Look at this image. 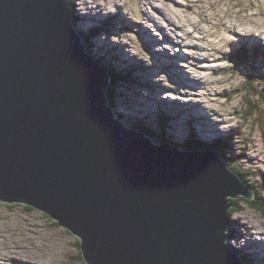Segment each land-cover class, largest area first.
<instances>
[{
    "label": "water",
    "instance_id": "obj_1",
    "mask_svg": "<svg viewBox=\"0 0 264 264\" xmlns=\"http://www.w3.org/2000/svg\"><path fill=\"white\" fill-rule=\"evenodd\" d=\"M68 8L0 0V202L45 213L85 264H237L229 201L251 192L212 152H172L111 123L107 72Z\"/></svg>",
    "mask_w": 264,
    "mask_h": 264
},
{
    "label": "rangeland",
    "instance_id": "obj_2",
    "mask_svg": "<svg viewBox=\"0 0 264 264\" xmlns=\"http://www.w3.org/2000/svg\"><path fill=\"white\" fill-rule=\"evenodd\" d=\"M68 11L70 27L80 37V43H83V31L91 33L93 58L107 75L111 71L107 58L114 55L115 69L122 71L137 66L139 70L143 68L142 74L149 67L154 69L156 75H152L161 85L166 84L165 79L170 82V77L177 82L171 84L174 89L164 90L155 80L150 83L148 76L147 86L141 85L127 99L124 94L114 104L105 95V107L112 117L118 112L117 119L126 123L127 119L139 121L152 110H173L180 101L200 106L207 114L218 117L211 120L212 126L206 121L205 136L223 134L220 127L233 131L230 140L233 159L243 164L240 169L253 170L247 179L255 186L260 185L264 197V79L257 86L251 85L252 89L247 88L230 58L237 46L248 41L256 43L251 38L253 35L264 41L261 34L264 33V0H69ZM112 11L114 16L121 12V16L113 17ZM196 23L198 27H194ZM126 32L133 33L118 36ZM167 39L171 42L166 43ZM174 53L180 55L171 58ZM167 63L172 64V69ZM250 64L253 66L252 59ZM260 69L264 70L262 64L255 65V74ZM249 107L252 112L246 116ZM179 110L182 115L177 111L173 115L178 116L175 120L180 125L175 130L166 129L167 136L181 133L188 125L199 132L205 117L197 109ZM189 119L188 123L183 122ZM235 164L233 168L239 171ZM243 198L241 206L245 210H232L230 222L235 232L228 242L240 253L244 252L242 239L243 248L252 246L253 236L262 235L264 239V217L250 210L251 204L246 201L251 200ZM243 224L247 229L241 227ZM249 230L253 236L244 235ZM77 243L73 235L45 213L19 203L0 202V264H82Z\"/></svg>",
    "mask_w": 264,
    "mask_h": 264
},
{
    "label": "trees",
    "instance_id": "obj_3",
    "mask_svg": "<svg viewBox=\"0 0 264 264\" xmlns=\"http://www.w3.org/2000/svg\"><path fill=\"white\" fill-rule=\"evenodd\" d=\"M86 53L92 56V54H91V47H90V45L87 46V44H86ZM236 58H237L236 60L242 62V64H247L248 61L251 62V59H252V57H250L249 55H246L245 52H239L237 54ZM109 72H110L111 77H112V79L110 80L111 81V86H110L111 88L109 89V91L108 90L105 91V95H107V97H109V100L111 102L114 99V89H115V85H117L116 84L117 83L116 80H118V79H120V80H126V79H130V78L129 77L124 78L118 72L117 73H115L113 71H109ZM245 72L248 75L247 76H243L242 77V81H243V78H244V82H246L245 85H246L247 88H251L252 89L251 85L257 86V83L258 82H261L264 79V76L258 74L257 77H256L257 80H255L254 78H252V75L250 74V71L249 70H246ZM108 94H109V96H108ZM109 105H110V103H109ZM249 112H252L251 107H249V110H247L246 116H248ZM115 115L118 118V116L120 115V113L115 112ZM238 116L239 115H236L235 117H238ZM121 117H123V116L121 115L120 118ZM245 119H246V117H245ZM136 122H138L136 119H132V120L131 119H127V121H126V123H136ZM142 129L144 131L148 132L147 129H145V128H142ZM191 144H193L192 143V140H190V142L187 141V146H186V149L187 150H195V149L207 148L205 146L203 147L202 145H200L198 143H196V144L194 143L193 145H191ZM216 149L219 152L222 153V151H223L222 150L223 149V145H221V144L217 145L216 146ZM223 157H224V161L227 164L229 162L228 165H231L230 163H231L232 160L229 157L225 156V155H223ZM235 165L237 166V168L239 169V171H236L234 169H233V171L235 172L236 175H238L240 177V179L245 183V185L253 193V198L250 199L251 201H248L246 199L247 200L246 202L247 203L249 202V204H251V206H250L251 209L250 210H252L256 214L259 213L261 216L264 217V197L262 196L261 189L258 188V186H260V185H258V186L256 185L255 186L251 180L247 179V178H249L250 174L253 175V173H252L253 170L250 171V172L247 171V170H241L240 167L243 168V166H242L243 164H241L239 161H237ZM262 187H264V177L262 178ZM244 201H245L244 198L241 197V196L236 197V198H233V199H231L229 201V210H228V213H230V216H232L234 214V211H232V210H236V211H239V210L241 211V209L242 210H245V207L244 206L243 207L241 206V204ZM25 208L30 209L29 207H25ZM234 232H235V229L233 227V222H232L230 230L226 231L227 237L228 238H232V235H234ZM76 246L79 249V243H77ZM231 251H232V253H234L236 255V252H237L236 250H233V248H231ZM241 258L243 259L242 261L244 262V264H252L251 260L248 259L247 257H241ZM244 258L245 259H248V260H244ZM82 264H85V263H82Z\"/></svg>",
    "mask_w": 264,
    "mask_h": 264
},
{
    "label": "bare ground",
    "instance_id": "obj_4",
    "mask_svg": "<svg viewBox=\"0 0 264 264\" xmlns=\"http://www.w3.org/2000/svg\"><path fill=\"white\" fill-rule=\"evenodd\" d=\"M260 1V0H259ZM261 23V22H260ZM198 23H196L195 25H194V27L195 26H197L198 27ZM168 40V39H167ZM234 50V49H233ZM223 57V56H222ZM224 58V57H223ZM166 65H169V68H171L172 69V64L171 63H167ZM262 71V73L264 74V70H261ZM261 73V74H262ZM192 94V93H191ZM173 104H175V100L173 101ZM204 104H209V103H207V102H204ZM187 107H195V108H197V111L199 112V114L200 115H202V116H204L205 118H206V121H209L211 124V126L212 125H214L212 122H211V120L215 117V115H213V114H207L206 113V111L205 110H203V109H201V107L200 106H198V105H191L190 103H185V102H183V101H180V103H178L177 104V106L175 105L174 107H173V110H166L165 112L168 114V115H170V114H172L176 109H179V108H187ZM209 112V111H208ZM115 118L117 119V117H116V115H115ZM121 125V124H120ZM122 127H124V129H125V126H122ZM200 127H202L203 128V130H205L206 131V129H207V123H206V125L204 126V125H199V128ZM228 130V129H227ZM204 131V132H205ZM207 132V131H206ZM218 132V130L216 131V133ZM204 134V133H203ZM214 134V136H216L215 135V133H213ZM205 135V134H204ZM220 135H222V133H220ZM220 135H218V136H220ZM212 136H210V137H208V138H211ZM217 137V136H216ZM248 190L251 192V190L248 188ZM252 198V193H251V196H250V199ZM235 222V221H234ZM240 224V223H239ZM242 228H245V229H247L246 228V226H245V224H243L242 226H241ZM230 228H231V225H230ZM230 228H229V230H230ZM249 232H247V233H245L244 235H249L248 234ZM248 239V238H247ZM247 241H249V239L247 240ZM254 241V240H253ZM259 245V244H258ZM254 246V242H253V244H252V246L250 245L249 247H245L244 246V249L245 248H247V249H250V248H252ZM260 246V245H259Z\"/></svg>",
    "mask_w": 264,
    "mask_h": 264
}]
</instances>
